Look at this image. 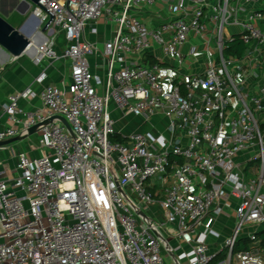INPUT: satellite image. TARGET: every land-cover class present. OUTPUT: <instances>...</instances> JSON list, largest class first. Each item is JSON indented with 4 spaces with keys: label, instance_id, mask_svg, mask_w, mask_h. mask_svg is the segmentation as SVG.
Returning <instances> with one entry per match:
<instances>
[{
    "label": "built area",
    "instance_id": "1",
    "mask_svg": "<svg viewBox=\"0 0 264 264\" xmlns=\"http://www.w3.org/2000/svg\"><path fill=\"white\" fill-rule=\"evenodd\" d=\"M66 2L39 0L54 17L33 51L67 59L70 83L46 85L41 108L20 105L29 88L2 105L0 141L57 118L32 134L41 154L0 158V264H264V84L246 81L264 65V0ZM155 4L168 14L155 26L131 13ZM40 5L30 39L50 19ZM100 19L113 24L104 76L89 60ZM115 112L165 125L124 133Z\"/></svg>",
    "mask_w": 264,
    "mask_h": 264
},
{
    "label": "crops",
    "instance_id": "2",
    "mask_svg": "<svg viewBox=\"0 0 264 264\" xmlns=\"http://www.w3.org/2000/svg\"><path fill=\"white\" fill-rule=\"evenodd\" d=\"M31 9L32 4L26 7L23 0H0V14L5 18L11 16L13 12H17L18 18L11 24L16 25L19 21L25 20L22 32L24 35L28 36H30V33L39 25L38 20L30 16ZM131 13L137 15L149 26H155L160 20L168 16L166 7L163 4L135 7ZM94 27L97 30L96 33L90 34L88 37L97 45L98 51L89 58L90 67L93 72L104 76L106 58L102 54V44L111 37L113 24L104 19H100L94 24ZM41 28L42 27H40V31ZM47 36L48 33L46 31L44 34L37 33L36 40L43 41ZM64 45L63 35L59 33L57 35L55 49L60 52ZM34 55L35 51L31 50L15 57L0 48V129L7 126L6 115L2 105L6 102L9 95L27 88L31 89L33 96L20 99V105L24 110L29 111L41 108L40 94L46 85L62 87L70 83V64L67 59L59 58L53 60L45 57L39 62H35ZM154 55L162 61L168 59L164 57L159 47L154 48ZM258 72L260 74V79L254 80L250 77L246 81L250 91L260 94L259 87L264 84V65L260 67ZM41 73H44L45 77L42 80H38V76ZM262 98H264V95H262ZM118 115H113L115 126L122 125L130 128L132 131H140L142 127L149 125V123H144L140 117L127 116L121 118L120 115ZM261 116L264 117V114ZM154 120L157 122L164 121L165 119L162 120L160 117L156 116L153 118V121ZM32 137L35 138L36 142H32L30 137L28 140L24 138L11 144L4 145V148L0 149V158L3 160L4 164L13 167L16 160L15 156L20 153L33 156L41 154V150L37 146V134ZM243 155L248 156V153H241L238 155V158ZM251 162L252 160L249 161L244 169V180H248L255 176L256 165L251 164ZM226 233L227 235L225 237L229 235V232Z\"/></svg>",
    "mask_w": 264,
    "mask_h": 264
},
{
    "label": "water",
    "instance_id": "3",
    "mask_svg": "<svg viewBox=\"0 0 264 264\" xmlns=\"http://www.w3.org/2000/svg\"><path fill=\"white\" fill-rule=\"evenodd\" d=\"M23 1L25 3L26 7L30 6L31 4L40 5L39 0H23ZM67 2H68V0H67ZM67 2H66V7H67ZM40 6L42 8H44L42 5H40ZM46 11L49 12L48 10H46ZM53 17H54V15L50 13V19L46 24H44L42 26L41 34H44V32L46 31L47 25L49 24V22L51 21V19ZM22 31H23V26H21L20 28H15L12 24H10L0 14V48L1 49H3L5 52H7L10 55L15 56V57L20 56L21 54H23V52H28V48L31 45V39L29 38L28 35H24ZM37 42L39 44L42 41L39 40ZM54 118H57V117L54 116V117H52V118H50V119H48L42 123H38V124H35V125L29 127L27 130V133L24 135H18V136L0 141V147L4 146V145L11 144V143L18 141V140H22V139L26 138L28 135H32V134L36 133V131L39 128H41L42 126H44L48 122L52 121ZM67 126L69 127L68 124H67Z\"/></svg>",
    "mask_w": 264,
    "mask_h": 264
},
{
    "label": "rangeland",
    "instance_id": "4",
    "mask_svg": "<svg viewBox=\"0 0 264 264\" xmlns=\"http://www.w3.org/2000/svg\"><path fill=\"white\" fill-rule=\"evenodd\" d=\"M16 18H18V14H17V12H13L12 14H11V16H9V17H5V19L11 24V23H13L14 21H15V19ZM25 21V20H24ZM24 21H19L16 25H13L15 28H20L21 26H23L24 25ZM114 114H116V115H118L119 113L118 112H115ZM120 115V114H119ZM118 115V116H119ZM154 124H155V127H153L152 125H145L144 127H142L141 129H140V131L142 132H145V131H153L154 129L155 130H161L162 129V127L165 125V120L164 121H157L156 122V120H154ZM115 128L117 129V130H120V131H122V132H124V133H129V132H132V130H130V128H127V127H124V126H122V125H116L115 126ZM154 128V129H153ZM33 136V135H32ZM31 136V140H32V142H36V140H35V138L34 137H32ZM251 159V156H242V157H240V158H238V162H243V161H248V160H250ZM256 160H252V162H251V164H254V165H256ZM221 222H224L225 224L226 223H228V225H230L231 223H232V220L231 219H225L224 220V218H222L221 219ZM261 227V226H260ZM261 229V228H260ZM259 229V230H260ZM253 230H255V228L254 227H250V229L249 230H246L245 231V233L244 234H246V233H248L247 231H253ZM227 231H224L223 233H222V237H221V239H220V241L222 240L223 241V239H224V237L227 235V233H226ZM256 238L257 239H260L261 238V235L260 234H257L256 235Z\"/></svg>",
    "mask_w": 264,
    "mask_h": 264
},
{
    "label": "trees",
    "instance_id": "5",
    "mask_svg": "<svg viewBox=\"0 0 264 264\" xmlns=\"http://www.w3.org/2000/svg\"><path fill=\"white\" fill-rule=\"evenodd\" d=\"M242 45L241 42L236 41L232 42V45L227 48L228 53H236L237 55H240L242 52ZM259 234L261 235V238L264 239V230L260 231ZM239 248V247H238Z\"/></svg>",
    "mask_w": 264,
    "mask_h": 264
},
{
    "label": "bare ground",
    "instance_id": "6",
    "mask_svg": "<svg viewBox=\"0 0 264 264\" xmlns=\"http://www.w3.org/2000/svg\"><path fill=\"white\" fill-rule=\"evenodd\" d=\"M37 40H36V34L31 35V45L28 48V52L33 50L35 48V46H37Z\"/></svg>",
    "mask_w": 264,
    "mask_h": 264
}]
</instances>
